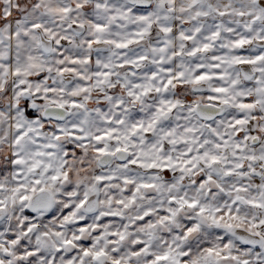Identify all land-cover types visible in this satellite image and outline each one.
Instances as JSON below:
<instances>
[{
    "label": "snow or ice",
    "instance_id": "snow-or-ice-1",
    "mask_svg": "<svg viewBox=\"0 0 264 264\" xmlns=\"http://www.w3.org/2000/svg\"><path fill=\"white\" fill-rule=\"evenodd\" d=\"M0 264H264V0H0Z\"/></svg>",
    "mask_w": 264,
    "mask_h": 264
}]
</instances>
